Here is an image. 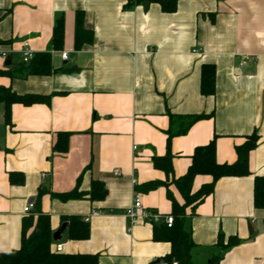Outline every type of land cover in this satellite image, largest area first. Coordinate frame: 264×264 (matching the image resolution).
I'll return each mask as SVG.
<instances>
[{"label":"crops","instance_id":"obj_1","mask_svg":"<svg viewBox=\"0 0 264 264\" xmlns=\"http://www.w3.org/2000/svg\"><path fill=\"white\" fill-rule=\"evenodd\" d=\"M79 11L94 37L77 50ZM60 18L64 42L57 49ZM24 40L37 54L50 53L51 72L0 74V87L50 102H14L7 121L0 101V252L21 247L23 220L37 216L35 205L28 213L24 208L40 201L52 233L67 222L61 240L53 239L63 244L61 252L96 255L98 264L166 260L171 243L154 239L160 224L138 220L131 227L126 208L139 197L145 207L171 214L168 192L184 202L175 180L197 147L215 140L217 161L230 164L236 147L257 133L250 173L219 179L194 211L186 209L185 228L195 243L193 264L211 262L220 231L240 239L220 264H264V209L254 205L255 178L264 176V0H178L174 11L157 0H0V51L9 52L0 55V71L23 65ZM205 64L215 67L213 95L201 91ZM170 114L206 117L172 138L167 175L153 158L168 152ZM62 133H68L65 150L56 147ZM81 176L80 191L100 180L104 198L52 196L73 190ZM155 180L165 184L142 188ZM211 180L198 175L193 190ZM93 210L100 214L85 221ZM72 216L89 224L88 238H69Z\"/></svg>","mask_w":264,"mask_h":264},{"label":"trees","instance_id":"obj_2","mask_svg":"<svg viewBox=\"0 0 264 264\" xmlns=\"http://www.w3.org/2000/svg\"><path fill=\"white\" fill-rule=\"evenodd\" d=\"M143 0H131L141 2ZM167 11H174L178 0H157ZM93 32L84 27L83 12L79 11L76 18L75 48L81 49L85 44L93 41ZM64 42V26L60 18L54 28L53 44L57 49H61ZM27 70V74H49L51 72L50 53L37 54L30 62L23 63L19 68L10 71H0V74L14 76L22 74ZM201 91L205 95L215 93V67L211 64H205L202 68ZM0 101L6 106L5 119L10 118V107L14 102L23 104L49 103L50 96L46 95H19L10 87H0ZM206 117L205 114L177 116L170 114L171 125L168 129V152L163 157H154V166L160 168L169 175L172 172L173 155L170 151V143L174 136L185 134L188 129L198 120ZM176 122L179 124L176 126ZM68 133H62L61 141L56 145L57 148L66 149ZM258 142L257 133L252 134L242 145L236 147L237 160L234 163H219L216 159L215 140L206 145L199 146L192 154V162L184 175L175 180V184L181 193L184 202L181 204L174 199L168 192L172 200L171 214L174 216V222L169 227L166 224L155 225L154 239L167 241L171 243V252L166 260L178 261L179 264H193L192 250L195 243L192 234L185 228L186 209L191 207L194 211L203 200L214 192L216 183L225 176H245L250 173L249 155L256 147ZM62 143L63 146H62ZM198 175H209L212 180L203 184L198 190H193L194 180ZM82 176L78 178L75 188L68 192L52 193L63 201L81 198L89 194L92 199H102L105 196V185L100 180H93L91 189L88 193L80 191ZM165 184L162 181H150L143 184L145 191L157 188ZM44 191H40V196ZM35 205V214L26 217L23 220L22 243L19 249L10 252H0V264H98V257L90 254H70L58 252L55 249L57 242L53 243V233L51 229L50 216L43 213L40 207V201L33 203ZM254 205L256 208L264 209V176L255 178ZM67 231L70 239H86L90 234V226L87 222L77 216L68 218ZM240 239L236 235L226 236L220 231L215 246L217 252L213 255L209 264H220L223 254L237 245Z\"/></svg>","mask_w":264,"mask_h":264},{"label":"built area","instance_id":"obj_3","mask_svg":"<svg viewBox=\"0 0 264 264\" xmlns=\"http://www.w3.org/2000/svg\"><path fill=\"white\" fill-rule=\"evenodd\" d=\"M21 55L22 62L28 63L30 62L35 56L36 51L31 47L30 42L28 40H24L22 42L21 48L18 51ZM195 52H198V50H195ZM0 55L4 58H7L9 56V52L5 50L0 51ZM62 57L67 58V52H62ZM117 174L120 172L118 170L115 171ZM33 208V203L28 204L24 208V212L28 213ZM100 212L93 210L90 214H88L85 217V221L90 220V216H96L99 215ZM125 215L129 218L131 227L137 223L138 220H144L153 224H166L167 226H171L174 222V216L172 214H166L159 211L151 210L147 207H145L139 197H136L132 204L126 208ZM55 249L58 252H61L63 250V244L57 243L55 246ZM155 264H179L178 261H167V260H159Z\"/></svg>","mask_w":264,"mask_h":264},{"label":"water","instance_id":"obj_4","mask_svg":"<svg viewBox=\"0 0 264 264\" xmlns=\"http://www.w3.org/2000/svg\"><path fill=\"white\" fill-rule=\"evenodd\" d=\"M145 4H148V2L146 1L145 2ZM10 64V61L8 60V61H6V65H9ZM74 69L73 68H69V69H64V72L65 73H70V72H72ZM66 226H67V222H64V223H62V225L53 233V239L55 240V241H57V240H61V238H62V233H63V231L65 230V228H66Z\"/></svg>","mask_w":264,"mask_h":264},{"label":"rangeland","instance_id":"obj_5","mask_svg":"<svg viewBox=\"0 0 264 264\" xmlns=\"http://www.w3.org/2000/svg\"><path fill=\"white\" fill-rule=\"evenodd\" d=\"M20 59L22 60L21 55H20Z\"/></svg>","mask_w":264,"mask_h":264}]
</instances>
